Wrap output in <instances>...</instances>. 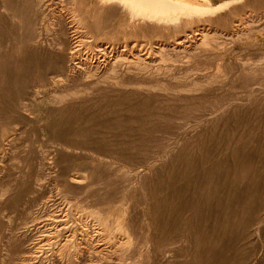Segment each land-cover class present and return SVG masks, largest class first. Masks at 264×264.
<instances>
[{
	"label": "rangeland",
	"instance_id": "rangeland-1",
	"mask_svg": "<svg viewBox=\"0 0 264 264\" xmlns=\"http://www.w3.org/2000/svg\"><path fill=\"white\" fill-rule=\"evenodd\" d=\"M113 1L0 0V264H264V0Z\"/></svg>",
	"mask_w": 264,
	"mask_h": 264
},
{
	"label": "bare ground",
	"instance_id": "bare-ground-1",
	"mask_svg": "<svg viewBox=\"0 0 264 264\" xmlns=\"http://www.w3.org/2000/svg\"><path fill=\"white\" fill-rule=\"evenodd\" d=\"M106 1H111V0H106ZM243 1L244 0H232L233 3L235 2L240 3ZM112 3L117 5H120L121 3V5L124 6V9L127 8L129 9V12L131 14L142 15L144 18L148 20L149 19L152 20V22L155 25L159 26L161 25V23H165V25L167 26L173 25L176 28L179 27L178 24H173V23L178 22V20L181 17L191 18L193 16H196L200 18L202 16L201 15L202 13L211 17L216 14H219L221 10L224 7H227L228 5L227 1H225L218 6H214L212 0H202V2H199L198 0H126L124 2L113 1ZM192 30H193V35L192 33H189L188 37L195 39L194 36H199L198 40H200V42L205 39L206 33L208 32V30L205 28H199V29L192 28ZM184 39L185 37L179 38L176 41L175 45L178 46L183 45L185 43ZM155 45H156L155 51L157 50L160 51L159 49L161 47L163 46L165 47L164 44H155ZM117 52L118 51H116V53ZM134 52H138V51L134 49L131 51V54H133ZM148 56H150V54H148Z\"/></svg>",
	"mask_w": 264,
	"mask_h": 264
}]
</instances>
